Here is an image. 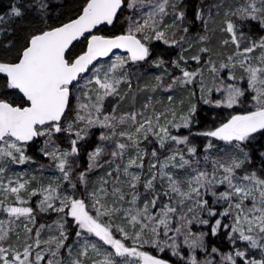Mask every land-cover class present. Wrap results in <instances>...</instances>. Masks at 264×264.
<instances>
[{"label":"snow or ice","instance_id":"obj_1","mask_svg":"<svg viewBox=\"0 0 264 264\" xmlns=\"http://www.w3.org/2000/svg\"><path fill=\"white\" fill-rule=\"evenodd\" d=\"M0 9V264H264V0Z\"/></svg>","mask_w":264,"mask_h":264},{"label":"trees","instance_id":"obj_2","mask_svg":"<svg viewBox=\"0 0 264 264\" xmlns=\"http://www.w3.org/2000/svg\"><path fill=\"white\" fill-rule=\"evenodd\" d=\"M2 2H3V3H6V2H7V0H2ZM0 10H2V9H0Z\"/></svg>","mask_w":264,"mask_h":264}]
</instances>
